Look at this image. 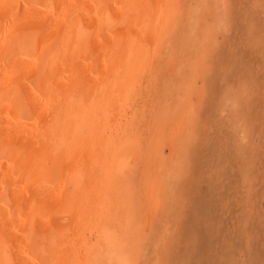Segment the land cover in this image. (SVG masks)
Returning a JSON list of instances; mask_svg holds the SVG:
<instances>
[{
	"label": "bare ground",
	"instance_id": "6f19581e",
	"mask_svg": "<svg viewBox=\"0 0 264 264\" xmlns=\"http://www.w3.org/2000/svg\"><path fill=\"white\" fill-rule=\"evenodd\" d=\"M180 3L0 0V264H136V106Z\"/></svg>",
	"mask_w": 264,
	"mask_h": 264
},
{
	"label": "rangeland",
	"instance_id": "374dc122",
	"mask_svg": "<svg viewBox=\"0 0 264 264\" xmlns=\"http://www.w3.org/2000/svg\"><path fill=\"white\" fill-rule=\"evenodd\" d=\"M180 2L178 38L145 69L136 106V264H264V0ZM155 151L148 221L144 166Z\"/></svg>",
	"mask_w": 264,
	"mask_h": 264
}]
</instances>
